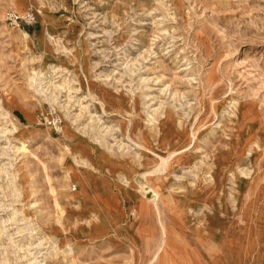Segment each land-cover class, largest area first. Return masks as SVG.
<instances>
[{"label":"rangeland","instance_id":"obj_1","mask_svg":"<svg viewBox=\"0 0 264 264\" xmlns=\"http://www.w3.org/2000/svg\"><path fill=\"white\" fill-rule=\"evenodd\" d=\"M0 264H264V0H0Z\"/></svg>","mask_w":264,"mask_h":264},{"label":"built area","instance_id":"obj_2","mask_svg":"<svg viewBox=\"0 0 264 264\" xmlns=\"http://www.w3.org/2000/svg\"><path fill=\"white\" fill-rule=\"evenodd\" d=\"M4 20L6 24L13 26V27H19L24 24H32L36 21V15L33 11H26L24 13H18L16 11H7L5 13ZM60 121L55 120L53 121V125L56 127L59 125Z\"/></svg>","mask_w":264,"mask_h":264},{"label":"trees","instance_id":"obj_3","mask_svg":"<svg viewBox=\"0 0 264 264\" xmlns=\"http://www.w3.org/2000/svg\"><path fill=\"white\" fill-rule=\"evenodd\" d=\"M15 114H16L19 118H22V116H21L18 112H15Z\"/></svg>","mask_w":264,"mask_h":264},{"label":"bare ground","instance_id":"obj_4","mask_svg":"<svg viewBox=\"0 0 264 264\" xmlns=\"http://www.w3.org/2000/svg\"><path fill=\"white\" fill-rule=\"evenodd\" d=\"M20 32H22L23 34H27L25 31H23L22 29H19ZM77 160V159H76ZM78 161V160H77Z\"/></svg>","mask_w":264,"mask_h":264}]
</instances>
